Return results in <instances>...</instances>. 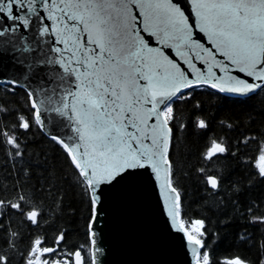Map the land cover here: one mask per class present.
I'll list each match as a JSON object with an SVG mask.
<instances>
[{
    "label": "snow or ice",
    "instance_id": "snow-or-ice-1",
    "mask_svg": "<svg viewBox=\"0 0 264 264\" xmlns=\"http://www.w3.org/2000/svg\"><path fill=\"white\" fill-rule=\"evenodd\" d=\"M189 3L186 12L181 0H0V38L11 34L3 43L13 52L18 50L15 41L26 39L17 33L32 30L51 41L35 57L30 55L37 51L35 44L23 46L21 56L11 57L10 67L0 52V89L14 96L23 88L28 105L25 113L0 104L3 167L11 165L7 178L14 181L0 185V264H102L98 225L108 193L143 180L152 182L159 194L167 227L182 233L191 264H253L238 253L217 259L207 243V218L186 216L173 158L175 130L185 131L189 124L207 130L209 121L199 102L184 122L174 105L202 87L241 103L264 92V0ZM33 125L64 150L74 181L87 197L86 245L70 250L65 247L67 232L61 230L51 245L34 235L19 247L24 236L13 229L12 218L18 217L20 225L39 226L46 214L43 201L54 196L62 201L56 176L48 169V175L33 172L44 168L43 163L25 159L21 136ZM250 142L260 147L248 163L264 180V141L255 136L238 140L236 151L223 138L211 139L201 153L203 165L196 170L200 183L220 196L221 204V193L231 190L238 196L244 185L237 179L226 186L228 176L215 162L235 157ZM33 175L38 176L36 184ZM255 208L256 202H250L248 222L264 224V216L252 215ZM240 240L252 242V236L241 233ZM254 246L264 253V240Z\"/></svg>",
    "mask_w": 264,
    "mask_h": 264
},
{
    "label": "trees",
    "instance_id": "trees-1",
    "mask_svg": "<svg viewBox=\"0 0 264 264\" xmlns=\"http://www.w3.org/2000/svg\"><path fill=\"white\" fill-rule=\"evenodd\" d=\"M196 102L200 103L201 112L209 121L208 129L194 130L189 124L185 131L175 130L177 140L173 158L184 198V211L190 218H207V243L210 250H214L217 259H223L228 253H238L253 264H258L264 258V253L254 246V242L264 240V224L251 225L247 210L250 202L255 201L257 208L252 215L264 216V180L256 175L248 163L250 157L258 154L260 144L250 142L247 149L241 145V150L235 157L229 155L215 162L214 166L228 176L226 186L237 179L242 180L244 185L238 196L231 190L227 194L221 193L225 197L222 204L220 196L213 195L202 186L196 170L203 165L201 153L211 139L223 138L232 145V151H236V142L244 136H255L258 141H264V92L241 103L214 89L198 88L191 99L178 101L174 105L181 118L180 122H184ZM0 104L25 113L28 111L23 88L18 87L14 96L0 89ZM229 124L232 128L227 127ZM21 139L26 145L25 159L31 158L33 162L40 161L44 165V168L33 169V172H45L48 175L45 171L48 169L56 176L61 185L62 201L55 196L43 201L46 214L39 226L20 225L18 217L12 218L13 229L19 228L24 236L19 247L23 249L34 235L46 237L51 245L61 230L67 232L65 247L71 250L86 245L91 209L87 197L74 181L68 156L35 125ZM4 163L5 149L0 146V185H11L14 181L7 178L11 173V165L3 167ZM17 169L19 170V165ZM37 181L38 176L33 175L32 182L36 184ZM250 181L252 187L248 188ZM235 201L238 203H234ZM241 233L250 234L252 242H242ZM3 235L0 233V244L4 243Z\"/></svg>",
    "mask_w": 264,
    "mask_h": 264
},
{
    "label": "water",
    "instance_id": "water-1",
    "mask_svg": "<svg viewBox=\"0 0 264 264\" xmlns=\"http://www.w3.org/2000/svg\"><path fill=\"white\" fill-rule=\"evenodd\" d=\"M181 3L187 12L189 0H181ZM21 34L26 39L15 41L18 47L15 52L11 50V45L3 43L11 34L0 38V52L8 62L6 67L11 66L12 56H21L19 49L23 46L35 44L37 51L30 54L35 57L40 47L46 48L51 43L49 37L35 36L32 30L15 35ZM234 75L242 76L240 73ZM166 220L152 182L143 180L136 187L122 184L112 189L98 225V229L102 230V264H191L192 257L182 246V233L171 231Z\"/></svg>",
    "mask_w": 264,
    "mask_h": 264
}]
</instances>
